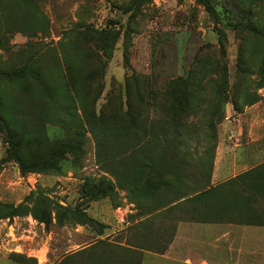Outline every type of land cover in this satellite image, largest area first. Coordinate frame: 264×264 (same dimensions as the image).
Instances as JSON below:
<instances>
[{"label":"rangeland","instance_id":"374dc122","mask_svg":"<svg viewBox=\"0 0 264 264\" xmlns=\"http://www.w3.org/2000/svg\"><path fill=\"white\" fill-rule=\"evenodd\" d=\"M212 4L215 15L196 0H0V89L12 122L38 135L29 158L46 155L50 142L85 135L62 173H24L6 159L0 120V203L18 206L43 193L94 222L54 221L47 230L31 216L0 220V264H38L47 252L59 264L92 244L102 255L118 252L120 260L111 264H141L142 250L168 249L175 220L220 217L215 208L224 195L247 210L257 194L264 198L259 143L260 167L221 184L235 175L222 179L221 168L226 161L234 165L226 152L248 133L245 119L264 126V0ZM100 31L110 37L102 39ZM113 35L118 42L108 58ZM20 72L24 76L16 77ZM55 99L69 109L59 119ZM111 127L115 132L106 133ZM101 178L115 187L109 197H94L85 187ZM132 180L139 190L130 187ZM209 182L220 186L218 197L181 204L183 195ZM162 183L171 185L153 189ZM233 209L224 214L237 226L231 229H264L244 225ZM250 249L240 251L239 261L231 254L230 263L264 264V247Z\"/></svg>","mask_w":264,"mask_h":264},{"label":"trees","instance_id":"16d2710c","mask_svg":"<svg viewBox=\"0 0 264 264\" xmlns=\"http://www.w3.org/2000/svg\"><path fill=\"white\" fill-rule=\"evenodd\" d=\"M200 2L207 12H209L211 15H215V9L212 4V0H196ZM253 32L257 30L256 28H251ZM100 33L101 38L106 40L110 37V31H100L96 32ZM98 35V34H97ZM101 41V40H100ZM118 42V37L116 35H113L111 44L106 46V51L108 53V58H111V54L113 51V48L115 47L116 43ZM97 48V46L95 45ZM93 54V51L89 52V55ZM88 55V54H87ZM125 60L128 58V54H124ZM24 74L22 72L17 73L16 77L21 78ZM9 81L14 80L13 74L8 76ZM260 87L264 88V79L260 82ZM6 94L3 92V90L0 89V120L4 123V127L6 129V142L8 144V150H7V158L9 160H15L20 165L21 171L24 173L28 172H34L42 174L46 171H55L57 173H62L64 169V163L68 162L67 155L74 156L77 149L75 146L76 140L80 137H85L81 132H78L75 137L71 140L63 141V142H57L55 145H52L50 142V145L52 147H46V150H48L46 155H40L35 160V162H32L30 157V144L34 142L36 139L33 133L30 131H27L21 126H18L17 124H14L12 122L11 116L8 114L9 112L4 108L6 103ZM60 99V98H59ZM55 99L52 101L54 115L59 119L61 116H64L65 114L69 113V109L67 107H63L60 105V100ZM235 108L237 106L235 105ZM100 121L104 123V113L102 112L100 114ZM125 128V127H124ZM135 128V126H133ZM112 129V130H109ZM106 133H114L115 130H113V127L107 128L105 131ZM93 135L96 136V134L93 132ZM32 164L31 167H28V165ZM140 175L142 177L144 170L141 168L139 169ZM176 176V174H175ZM211 174L209 177L211 178ZM174 177V175L172 176ZM130 184V187L137 191L138 189V182L136 180H132ZM163 183L160 184V187L156 188L153 187L154 190L158 189L159 192L162 191L163 188L170 187L171 184L165 183V186ZM210 182L205 184L204 186H198L195 189H192L193 194L190 195H183L179 201L185 202H199V201H208L211 199H214L218 197L220 186L218 187H211ZM85 187H89L91 190V193H93L94 197H109L115 192V187L113 183L106 178H101L97 183L93 184H87ZM223 189V188H222ZM142 193L147 196L150 194V187L147 189H143ZM258 197H255L253 201V207H251L250 210H247L246 206H240V204H237L235 201L232 205L230 203V196L226 198L224 195L221 196L219 200H223L218 204V206L215 208L216 214H225L226 208L232 209V212H234L233 208H238L242 215H239V221L242 222L244 225L248 226H256V227H264V198L262 196L260 197L259 194H257ZM220 196V195H219ZM260 197V198H259ZM264 197V196H263ZM226 198V199H225ZM257 198V200H256ZM227 201L228 206H227ZM180 203V202H179ZM240 203V202H238ZM223 204V205H222ZM178 204L174 206L177 207ZM168 211V210H167ZM250 212V214L248 213ZM245 213V215H244ZM55 214V217H54ZM31 216L35 221L44 224L46 229L48 230L52 225L53 222L56 221L57 225L64 226L66 221H77L78 224H81L82 226H86L89 224L94 223L92 219L88 217L86 213H80L76 212V210H70L67 207L61 206L59 203L53 202L47 195L43 193H37V194H31L28 197H26L25 201L18 205L14 206L11 204H5L0 203V220H8V219H14V218H24ZM244 218V219H243ZM118 252L116 251H106L102 257H107V260L110 261H117L120 260L119 255H117ZM106 260V261H107ZM104 261L102 264H105Z\"/></svg>","mask_w":264,"mask_h":264},{"label":"crops","instance_id":"0c3cea01","mask_svg":"<svg viewBox=\"0 0 264 264\" xmlns=\"http://www.w3.org/2000/svg\"><path fill=\"white\" fill-rule=\"evenodd\" d=\"M254 108L255 106L250 108V112L253 114L256 111ZM245 120L247 122L250 121L248 133L245 136L241 134L243 139L239 140V143L233 149H227L226 152L234 155V165L230 161L228 163L226 161L221 168L222 179H225L226 174H229L231 171L235 172V175L223 180L221 184L260 167V164L258 165L257 162L260 161L259 156L262 152L259 149L264 147V126H261L260 122L256 121L259 119L255 117L251 119L247 117ZM257 143H259V147L261 146L260 148L255 147ZM223 157H225V152ZM254 163L257 165L253 167ZM198 221L175 220V229L170 236L172 239L167 244L168 249L163 253L142 250L140 252L142 256L141 264H231V254L238 253L237 261H239L240 251L245 248H257V250L261 251L264 247V229H250L251 227L231 229V227H235L236 225L231 224L229 219L224 217V214L209 221L206 219ZM101 251L102 249L98 245H88L71 252L61 262L71 264H102ZM50 261L47 252L44 261L41 262L39 260L38 264H55ZM108 261L111 264L112 261Z\"/></svg>","mask_w":264,"mask_h":264}]
</instances>
